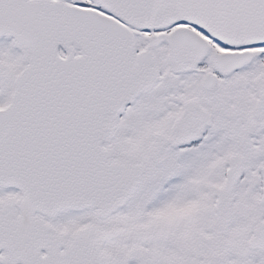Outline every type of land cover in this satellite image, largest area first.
I'll list each match as a JSON object with an SVG mask.
<instances>
[{"label":"snow or ice","instance_id":"6c2138e0","mask_svg":"<svg viewBox=\"0 0 264 264\" xmlns=\"http://www.w3.org/2000/svg\"><path fill=\"white\" fill-rule=\"evenodd\" d=\"M0 264H264V0H0Z\"/></svg>","mask_w":264,"mask_h":264}]
</instances>
